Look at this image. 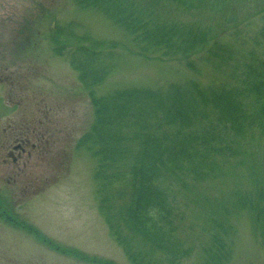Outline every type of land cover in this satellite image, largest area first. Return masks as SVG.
Listing matches in <instances>:
<instances>
[{
  "label": "rangeland",
  "instance_id": "1",
  "mask_svg": "<svg viewBox=\"0 0 264 264\" xmlns=\"http://www.w3.org/2000/svg\"><path fill=\"white\" fill-rule=\"evenodd\" d=\"M136 1L143 5V17L157 21L167 22L176 12L164 0ZM212 1L175 17L180 27L206 33L208 47L222 46L212 62L208 50L193 53L195 70L180 56L139 53L132 42L137 35L75 0H0V264H99L87 256L114 264H169L117 218L114 225L108 221L100 205L98 157L80 142L96 121L92 92L95 97L135 88L166 92L193 80L204 89L245 90L247 84L235 76L239 69L264 77V0ZM75 62H89L91 75L103 71L102 80L89 88ZM259 134H246L235 160L242 163L229 166L236 168L232 177L215 170L217 179L203 182L214 201L230 202L229 213L219 218L223 230L211 224L210 204L201 206L196 199L200 183L187 177L176 184L184 216L181 236L190 249L181 264H264V231L233 201L238 191L264 190ZM109 197L110 203H121ZM263 207L264 202H255L258 213ZM214 234L230 252H220Z\"/></svg>",
  "mask_w": 264,
  "mask_h": 264
},
{
  "label": "trees",
  "instance_id": "2",
  "mask_svg": "<svg viewBox=\"0 0 264 264\" xmlns=\"http://www.w3.org/2000/svg\"><path fill=\"white\" fill-rule=\"evenodd\" d=\"M75 1L84 8L105 13L132 35H137L132 42L138 44V52L143 55L151 52L149 56L163 59L181 57L195 70L196 65L190 60L193 53L208 50L210 61L219 57L216 52L222 46L208 47L210 37L206 33L182 28L175 20L194 6L212 5V0H164L167 9L176 10L167 22L157 21L152 15L143 17V5L136 0ZM189 26L199 28L198 24ZM73 65L84 70L89 88L103 78L101 70L99 74H90L94 70L89 62ZM255 73L239 69L235 74L239 83L242 77L247 84L245 90L226 85L204 89L193 80L190 85L172 86L166 92L135 88L115 91L105 97L91 93L96 121L91 133L80 143L98 157V192L103 194L101 210L111 224L114 225L117 218L125 230L137 237L135 240L163 254L169 264H181L190 252L181 236L184 216L176 184H184L187 177L200 183L202 189L196 199L201 206L210 204V222L215 230H223L218 228L224 224L219 218L229 213L230 202L214 201L203 182L217 179L215 170L226 175L225 179L232 177L231 171L236 168L230 171L229 166L242 163L235 160L242 151L246 134L259 132L264 140V77H257ZM248 98L250 103H246ZM256 142L261 144L258 138ZM259 159L264 165V150L260 151ZM125 183L130 185L129 189L115 188ZM236 193L233 201L237 200L239 206L253 214L258 228L264 231V207L259 213L255 209V202H264V190L254 194ZM236 193L229 197L233 198ZM109 196L121 203H110ZM219 239L214 234L212 241L218 246L222 244L219 249L225 254L228 247L226 249L225 242ZM87 259L91 263L114 264L88 256Z\"/></svg>",
  "mask_w": 264,
  "mask_h": 264
},
{
  "label": "flooded vegetation",
  "instance_id": "3",
  "mask_svg": "<svg viewBox=\"0 0 264 264\" xmlns=\"http://www.w3.org/2000/svg\"><path fill=\"white\" fill-rule=\"evenodd\" d=\"M18 147H20V146H18ZM18 149V148H17ZM23 151H24V149H23ZM15 160H14V162H16L17 161V159L16 158H14Z\"/></svg>",
  "mask_w": 264,
  "mask_h": 264
}]
</instances>
